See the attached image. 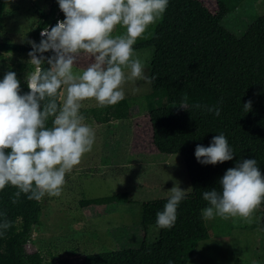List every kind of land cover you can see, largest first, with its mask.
I'll use <instances>...</instances> for the list:
<instances>
[{"label":"trees","instance_id":"trees-1","mask_svg":"<svg viewBox=\"0 0 264 264\" xmlns=\"http://www.w3.org/2000/svg\"><path fill=\"white\" fill-rule=\"evenodd\" d=\"M5 2L0 0V19ZM222 4L218 2L215 14L205 19L200 16L201 9L199 14L191 13L198 6L195 1L169 0L162 19L133 46L134 52L151 50L148 76L156 77L146 98L151 144L157 153L181 157L191 188L177 207L174 227L156 226V214L163 211L169 197L144 202L139 219L143 239L136 248L86 255L81 264H187L196 245L208 239L202 217V210L208 206L203 191H219V181L226 170L245 159H255L264 176V14L258 30L255 24L251 28L253 35L246 33V38L238 41L218 24L225 14ZM64 18L57 0H50L32 31V41L39 44V32L50 30ZM31 50V45L0 43V62L3 53L28 54ZM47 67L45 61L43 68ZM185 94L191 103L183 110L179 107ZM157 99L164 104L154 105ZM249 100L252 106L246 112L244 104ZM197 103L199 108L192 107ZM213 106L219 108V116L208 111ZM92 115L95 123L103 124L127 119L128 108L122 100L100 111L93 109ZM219 134L225 135L233 159L215 166L198 163L197 145L208 147ZM16 191L12 186L0 191V224L5 219L11 223L6 231L0 229L4 232L0 235V264H69L45 263L37 252L26 251L29 238L40 226V201L28 200L22 194L13 204ZM121 202L114 195L79 204L92 207ZM259 209V228L264 235V203ZM149 226L157 230L151 243L145 239ZM233 264L241 263L235 259Z\"/></svg>","mask_w":264,"mask_h":264},{"label":"clouds","instance_id":"clouds-1","mask_svg":"<svg viewBox=\"0 0 264 264\" xmlns=\"http://www.w3.org/2000/svg\"><path fill=\"white\" fill-rule=\"evenodd\" d=\"M63 21L41 31L39 44L29 41L28 53L36 71L25 77L29 91L21 94L14 71L0 80V191L12 186V203L22 194L28 200L41 201L46 195L59 197L66 174L77 167L95 142L93 129L81 114L82 104L94 100L97 106H114L125 98L124 86L133 91L144 89L138 82L151 85L146 65L136 56L134 45L151 25L162 19L169 0H57ZM124 29L115 34L117 27ZM52 55L45 58L44 53ZM84 54L89 63L80 71L78 58ZM47 63V69L43 64ZM252 101L244 104L250 111ZM192 107L199 108L200 104ZM180 109L189 108L183 95ZM216 116L219 108L208 109ZM51 121V126H49ZM224 134L213 137L210 145H197L195 158L203 165H217L233 159ZM220 190L203 191L208 206L202 210L205 220L214 217L240 218L252 223L254 212L264 203V176L255 159H245L229 168L219 181ZM191 188L173 186L163 211L156 214L159 229H171L177 219V207ZM11 223L5 219L0 229ZM4 232L0 231V235Z\"/></svg>","mask_w":264,"mask_h":264},{"label":"rangeland","instance_id":"rangeland-1","mask_svg":"<svg viewBox=\"0 0 264 264\" xmlns=\"http://www.w3.org/2000/svg\"><path fill=\"white\" fill-rule=\"evenodd\" d=\"M49 1L6 0L0 19V43L29 46L32 31ZM193 1L199 7L194 6L191 13L199 14L201 9L200 16L205 19L215 14L218 2L223 3L225 14L218 24L238 41L245 39L246 33L252 36L251 28L255 24L258 30L259 19L264 14V0ZM123 31L118 26L114 35ZM135 54L146 65L148 75L151 50L135 51ZM2 57L0 80L8 71H14L21 94L27 93L25 77L36 71L28 63V54L7 52ZM88 63L87 56L81 54L74 71L82 70ZM138 84L144 89L139 93L133 91L136 85L131 82L124 86L127 119L97 124L92 110L102 108L94 100L83 102L81 114L95 133L92 150L66 174V184L59 197L46 195L40 201V226L26 245L27 252H37L45 263L81 264L86 255L136 248L143 239L139 225L141 204L170 197L173 186L181 190L190 188L181 157L157 153L152 146L146 110V98L151 90L142 81ZM159 103L164 104L160 99L153 100L154 105ZM114 195L123 202L92 207L79 204ZM204 224L208 239L196 245L187 264H233L235 259L241 264H264L259 208L250 224L240 218L224 220L218 216L204 219ZM156 237V229L145 231L147 243Z\"/></svg>","mask_w":264,"mask_h":264},{"label":"crops","instance_id":"crops-1","mask_svg":"<svg viewBox=\"0 0 264 264\" xmlns=\"http://www.w3.org/2000/svg\"><path fill=\"white\" fill-rule=\"evenodd\" d=\"M150 228H152L153 230L155 229L154 227L149 226V227L147 228V230H149ZM147 230H146V231H147Z\"/></svg>","mask_w":264,"mask_h":264},{"label":"built area","instance_id":"built-area-1","mask_svg":"<svg viewBox=\"0 0 264 264\" xmlns=\"http://www.w3.org/2000/svg\"><path fill=\"white\" fill-rule=\"evenodd\" d=\"M42 31H43V30H42ZM40 33H41V31L39 32L38 36H39V38L41 39Z\"/></svg>","mask_w":264,"mask_h":264}]
</instances>
